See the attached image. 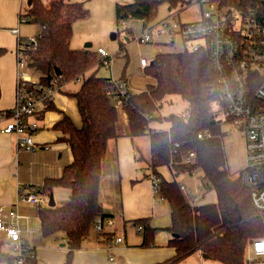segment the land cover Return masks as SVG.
Here are the masks:
<instances>
[{"label":"trees","instance_id":"trees-1","mask_svg":"<svg viewBox=\"0 0 264 264\" xmlns=\"http://www.w3.org/2000/svg\"><path fill=\"white\" fill-rule=\"evenodd\" d=\"M29 1L27 13L20 16L41 27L35 42L28 45L30 68L40 72L39 79L44 84L53 80L62 86L82 79L80 89L70 94L77 101L81 126L77 127L67 115L55 125L61 133L59 140L69 146L72 161L64 167L61 176L46 178L35 189L43 196L51 195L56 188L70 191L64 205H37L42 234L61 235L66 241L68 252L64 264H72L75 251L89 239L96 219L110 217L104 212L100 195L104 162L109 143L122 136L149 137L151 158L147 168L159 177L160 196L171 207V223L166 230L172 234L169 243L175 255L159 264H177L196 251L220 264H246L247 244L264 238V213L252 205L250 189L241 178L228 170L220 127L226 105L209 51L186 48L182 52L158 54L145 67L153 83L144 91L131 92L117 106L104 91L111 79L99 76L96 70L100 65H109L111 57L104 58L92 48L71 46L74 24L89 16L85 4L72 0ZM222 1L232 5L239 0ZM163 3L168 4L169 11L178 8L183 12L191 6L189 0H133L129 4H116L117 22L140 20L147 26ZM125 30L133 34L129 25ZM4 51L0 48V54ZM173 95L188 103L185 111L156 117L167 96ZM120 112L125 115V122L120 121ZM155 121L169 122L170 127L153 128ZM199 134L209 135L199 138ZM190 154L194 155L193 159L186 163ZM162 167L169 169L172 180L160 173ZM197 170L202 171L208 188L214 191L215 202L192 203L182 192L177 179ZM148 222V219L136 221L137 225L145 226L144 245L152 242L157 231ZM105 236H109L107 242L112 240L110 234ZM6 246L0 241V262L11 264L13 255L5 250ZM29 264H37L36 258L29 259Z\"/></svg>","mask_w":264,"mask_h":264},{"label":"built area","instance_id":"built-area-1","mask_svg":"<svg viewBox=\"0 0 264 264\" xmlns=\"http://www.w3.org/2000/svg\"><path fill=\"white\" fill-rule=\"evenodd\" d=\"M189 1L191 5L196 3L201 6L197 21H181L182 12L173 8L168 17L154 25H147L137 40L146 44L153 42L156 35L179 36L189 50L209 51L226 105L224 118L244 135L246 168L241 171L240 178L250 189L254 208L264 213V0H239L232 5L222 0ZM23 21L20 16V23ZM15 32L18 33V30ZM35 40L36 37L23 46L21 38H18L16 105L10 112L0 115V121H7L2 132L16 137L17 154L36 150L35 137L42 129L36 116L48 110L60 91V86L57 89L53 80L51 84H44L40 79H34L27 50ZM98 53L104 58L109 57L104 49H99ZM140 63L143 67L149 64L146 58H142ZM104 89L117 106H121L122 99L131 93L123 79H111ZM208 135L199 134L198 137ZM193 156L188 155L185 162L190 163ZM150 181L154 193L160 195L159 177L152 173ZM180 188L192 203L204 198L202 185L188 187L180 184ZM23 204L48 206L44 196L37 194L35 189L31 192L23 189L14 206L0 207V234H5V243L10 246L13 255L11 264H29V259L36 258L34 246L26 238L29 231L20 224L22 219H28L20 212ZM114 225L113 219L98 217L94 229L103 234L106 226ZM137 230L142 233L145 226L138 224ZM62 242L65 243V239ZM122 242L123 237H117L107 249L112 250ZM263 258L264 238L250 241L246 246L245 263L264 264Z\"/></svg>","mask_w":264,"mask_h":264},{"label":"crops","instance_id":"crops-1","mask_svg":"<svg viewBox=\"0 0 264 264\" xmlns=\"http://www.w3.org/2000/svg\"><path fill=\"white\" fill-rule=\"evenodd\" d=\"M98 1L107 5H114L113 2L116 4H129L133 2V0ZM97 7L99 8L100 5L97 4ZM182 13L179 18L183 22H194L200 18L199 16V18L193 21H186V19L183 20L181 18ZM77 23H79V21L74 24V32L75 29H77ZM130 27L133 28L134 25ZM145 27L146 26H144V30ZM113 36H115V38L117 37L116 34ZM139 36L141 35L139 34L137 37ZM137 37H134L136 41H138ZM177 37L156 35L151 43L175 46ZM182 42L186 48L185 42L183 40ZM130 44H132V42H130L129 45ZM74 48L78 49V47ZM99 49L104 48L99 47L97 51ZM113 60L114 58L108 66L111 70V74L106 76V74L102 75L100 73L99 76L115 80H126L128 88L130 92H132L130 80L125 76L120 77L119 73L114 77V71L112 69ZM139 65L141 69L143 68L145 70V67H143L140 62ZM72 98H67L57 93L51 105L52 108L36 116L42 129L35 137L37 147L34 152H21L17 154L16 137L3 133L2 130L7 121H0V207L9 208L14 206L21 190L25 189L27 192H31L32 189L41 186L46 178L61 176L64 167L72 161L69 146L65 142L59 140L61 133L55 129V125L62 119L63 115H67L77 127L81 126L82 121L77 101L73 96ZM152 127L157 128L155 123L152 124ZM144 137L149 142L148 160L150 161V139L147 136ZM141 138L143 137L132 139L128 136H122L115 141H111L108 145L104 162L101 185L102 190L100 192L104 212L113 219H115L116 216H120L123 224V233H116L114 229L115 226L113 228L108 227V229H105L104 233L98 236L93 243L88 239L81 249L75 251L72 264H159L174 257L175 250L169 243L172 234L166 230V227L171 223L170 204L166 200L160 201L159 196L154 193L150 181V176L152 174L151 169L149 167V169H146V171H149L148 174H143L139 170L141 167L140 162L143 159V155L141 156ZM46 146H49V149H46ZM149 161L146 166L149 165ZM109 168H112V171L108 177L105 170H109ZM165 170L170 173L167 167L159 169L163 176H165ZM107 179L108 183L106 185ZM172 179L167 180L170 181ZM53 194L57 206L67 203L70 197V191L66 188H56ZM49 197L50 195H48V200ZM20 212L28 217V219H22L20 224L29 231L26 238L30 240L34 246L36 263L64 264L68 249L64 243L57 244L60 239L62 241L61 235L52 237L42 234L38 217V206L34 204H23L20 208ZM138 219H148L150 227L157 230L149 245H144L146 236L145 231L139 233L137 230L136 221ZM106 234H110L112 237L111 241H106V239L109 238V236H105ZM121 236L124 238L123 242L115 245L112 250H108L107 246L110 245L109 243L113 244L114 240ZM6 239L5 234H0V241L6 242ZM7 246L8 249H6ZM7 246L5 250L11 253L10 246ZM111 257L114 259L111 260ZM0 264H9V262L3 261L0 262ZM177 264L220 263L205 259L199 251H196Z\"/></svg>","mask_w":264,"mask_h":264},{"label":"rangeland","instance_id":"rangeland-1","mask_svg":"<svg viewBox=\"0 0 264 264\" xmlns=\"http://www.w3.org/2000/svg\"><path fill=\"white\" fill-rule=\"evenodd\" d=\"M44 1L48 3L49 0ZM77 2L85 4V6L89 9L90 16H88L89 18L87 17L88 19H81L83 21L79 20V23H77V29H75L71 45L72 48H85L87 43H91L93 45L92 49L94 51H97L99 47H103L107 55L114 58L112 64L114 77L115 75H118L117 73H119L120 77L125 76L128 80H130L132 87L131 91L133 93L144 91L149 84L153 83V80L146 75L145 70L143 68L141 69L139 65L142 57L146 58L150 64L160 53L173 51L182 52L186 49L181 37L179 36L177 37L175 46L160 43H139L134 37L143 33V22L140 20L129 22V26L134 25L133 34L130 35L125 30L127 27L126 24L124 22L122 24H118L117 22L116 14H114V7L116 5L115 2H113L114 5H107L98 0H77ZM97 4L100 5L99 8L97 7ZM28 5L29 0H0V48L5 50L0 54V115L5 112H10L16 105L17 63L19 51L18 38H21L22 45L24 46L26 42L35 39L41 31L40 25L32 21H23L20 23L19 16L27 13ZM169 14L170 11L168 4H161L158 8L156 18L150 24L154 25L158 21L168 17ZM200 14L201 6L195 3L192 4L190 8L183 11L181 18L183 20L186 19V21H193L199 18ZM15 30H18V33H16ZM114 34L117 35L116 38H113ZM130 42H132V44L129 45ZM121 45H124L123 49H121ZM190 46L191 44H189V47ZM108 66L109 65H100L96 67L98 75L100 73L102 75L106 74V76L111 74V70ZM31 72L34 79L38 80L40 78L41 74L39 71L32 69ZM81 84L82 79L64 83L60 86L58 94L67 98H72L70 94L76 93L80 89ZM58 87L59 86L57 85V89ZM187 105L188 103L179 96H167L163 108L160 112L156 113L155 116H166L171 113L180 114L185 111ZM221 117L222 121L220 123V127L223 133V150L227 159L228 170L232 175L240 177L241 171L246 168L244 135L242 132L234 128L228 121H226V119L223 118V115ZM120 121H126L125 115L122 112H120ZM154 123L158 129H167L169 127V122L166 121H155ZM140 140L141 156L143 155V159L140 162L141 167L139 170L143 174H148L149 171H146V165L149 161V142L145 137ZM46 149H49V146ZM143 166L145 167V170ZM105 171L109 177L112 168ZM164 177L166 179L173 178V176L166 170ZM177 181L179 184H185L188 187L202 185V191L205 195L204 198L196 202V204L213 203L216 201V195L213 190L208 188L207 181L203 178L201 170H197L194 174H184L180 176ZM107 183L108 179L106 180V185ZM158 196L160 198V195ZM45 202L48 203V196H45ZM113 220L116 224L114 225L115 227L113 226L116 233H123V224L120 216H116ZM105 228L108 229L107 226ZM98 236L101 235L93 228L89 240L93 243ZM62 243L61 239L57 242V244ZM6 249H8V246Z\"/></svg>","mask_w":264,"mask_h":264},{"label":"water","instance_id":"water-1","mask_svg":"<svg viewBox=\"0 0 264 264\" xmlns=\"http://www.w3.org/2000/svg\"><path fill=\"white\" fill-rule=\"evenodd\" d=\"M29 4H30V1H29ZM113 38H115V36H113ZM92 44L91 43H88L85 45V48H91ZM56 73L58 75H60V71L59 70H56ZM56 206V201H55V196L54 194L52 193L49 197V200H48V207H55ZM176 235H173V237H175Z\"/></svg>","mask_w":264,"mask_h":264}]
</instances>
